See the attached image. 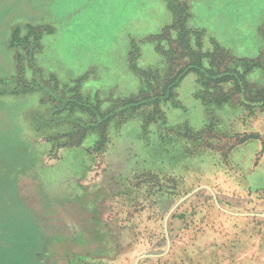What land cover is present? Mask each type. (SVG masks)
Masks as SVG:
<instances>
[{
	"label": "rangeland",
	"instance_id": "374dc122",
	"mask_svg": "<svg viewBox=\"0 0 264 264\" xmlns=\"http://www.w3.org/2000/svg\"><path fill=\"white\" fill-rule=\"evenodd\" d=\"M177 3L202 52L228 53L219 71L260 69L200 90L220 106L189 73L175 107L125 110L144 84L132 63L163 75L160 50L173 70L186 60L174 31L150 39ZM262 53L264 0H0V264H194L204 220L244 229L264 264V101H250L264 98ZM97 108L114 115L101 141Z\"/></svg>",
	"mask_w": 264,
	"mask_h": 264
},
{
	"label": "trees",
	"instance_id": "16d2710c",
	"mask_svg": "<svg viewBox=\"0 0 264 264\" xmlns=\"http://www.w3.org/2000/svg\"><path fill=\"white\" fill-rule=\"evenodd\" d=\"M175 4V3H174ZM170 10L172 12V14L174 15V22L172 25L166 27L164 30H162V32L158 35H156V37H151L150 39H152L153 42H155L157 44V48H160V42H166V39L163 38V35L166 33H171L172 31H174L176 33V38H175V42L177 47H180V51L182 52V56L186 59L183 62V65L181 67H179L176 70L171 69V67H169V62L171 60V57H169V53H167V51H163L160 50L163 54L164 57L166 58V63H165V68L164 71L167 70V72H164V74H161V71H153V72H142L139 71L138 69H136L137 67L132 63L131 67L133 68L134 71L139 72V74L141 75L142 79H143V89L140 92L138 97H132V98H127L123 100V108L125 110H130L131 112H136L140 109H142V107H146V106H159L161 103H167L170 102L172 104V101L176 100V94H175V89L179 86V84L181 83V81L189 74V73H194L196 75V80H197V86L200 87L197 89L196 91V98L200 99L204 105H215V106H220L222 104L227 103L228 99L226 100H219V99H206L205 96H198L199 92L201 89L205 88L208 86V83L212 82L215 86L219 85L223 82H228L233 80L235 86H239V81L241 82V85L244 86L245 84V80L244 77L246 75H248L249 73L260 69L258 68L253 60H245V59H241L239 60V62H245V63H249V67L245 70V73L242 74H235V76H228L226 74L227 69H225L223 72L219 71L220 66H222L223 61L220 60V57H222V59L224 58V56H228V53L225 52L219 44H217L216 41H212L211 45H212V51L210 52H202V37H203V33L200 31H191L189 29H187L185 27V20H187V18L189 17L188 15V7L184 4L182 5V3H177L175 6L174 5H170ZM183 8V9H182ZM182 10V11H181ZM183 15V17H181ZM17 33V31H16ZM15 33V35H16ZM22 40V38H20V41ZM19 41V40H17ZM19 43V42H18ZM193 44V45H192ZM171 55V54H170ZM185 55V56H184ZM264 55L263 53L260 55L262 56ZM136 54H135V50L133 49V51H131L129 53V58H135ZM231 60H233V58L230 57ZM204 60H206L208 65L207 67H205V65H203ZM229 70V69H228ZM161 75V76H160ZM160 76V77H159ZM157 79L159 80V82L157 83V87L155 89V91L152 90L151 86L152 84H154V80ZM251 103H260L264 101L263 99H256V98H251L250 99ZM264 104V103H263ZM173 105V104H172ZM174 107L176 105H173ZM91 113L93 115L99 116L102 120L101 124V131L99 133V138L100 141L104 138H108V134H107V125L110 122L112 116H114L112 113H103L99 110V108H97L96 110L90 109ZM115 109H112V111ZM94 112V113H93ZM211 126V124L205 129L208 130L209 127ZM210 130V129H209ZM106 136V137H105ZM102 138V139H101ZM254 139L250 136H244L242 139H240L239 141L237 140L235 142V144L233 146H231L229 148L230 151H232L234 148L238 147L240 148L242 145L245 144V142ZM206 148L210 149L209 146H205ZM191 173V172H190ZM189 173V174H190ZM206 191V190H204ZM211 223L210 220H204V221H199L198 224L200 225V227L202 226V229L200 228V230L198 232H196V236L194 238H189L188 242L190 245V248H193V250L195 251L194 254V264H200V262H202V255L206 252L205 251V247L207 245H196V241L200 238V237H205V235H210V234H219L220 236H223V234H221V232L215 228L212 229V227L208 226ZM228 226V225H226ZM226 229L228 230L226 232V234H230V233H234V235L237 237H242L241 234L243 235V237L246 238V240H249L250 242L253 243V241H251V239L249 237H246L244 235V229L235 232L234 228L232 230V228H230L229 226L226 227ZM225 234V235H226ZM110 251L108 252V254L112 255L114 254L113 251H111V249H113V247H109ZM124 248H126L124 246ZM115 249V248H114ZM113 252V253H111Z\"/></svg>",
	"mask_w": 264,
	"mask_h": 264
},
{
	"label": "crops",
	"instance_id": "0c3cea01",
	"mask_svg": "<svg viewBox=\"0 0 264 264\" xmlns=\"http://www.w3.org/2000/svg\"><path fill=\"white\" fill-rule=\"evenodd\" d=\"M112 125L111 122L107 125L109 137ZM195 244L198 246L207 245L200 264H259L255 257L251 258L254 254L253 244L243 236L236 237L234 233L223 236L219 234L205 235V237H200Z\"/></svg>",
	"mask_w": 264,
	"mask_h": 264
},
{
	"label": "water",
	"instance_id": "95a60500",
	"mask_svg": "<svg viewBox=\"0 0 264 264\" xmlns=\"http://www.w3.org/2000/svg\"><path fill=\"white\" fill-rule=\"evenodd\" d=\"M196 190H198V189H196ZM196 190H195V191H196ZM184 199H185V198L180 199V200L178 201V203L176 204V206H177L178 204H180ZM174 208H175V207H174ZM235 215H236V214H235ZM252 216H254V214H252ZM262 216H264V215H262ZM167 246L169 247V241L167 242ZM146 257H149V255H141L140 257L137 258L135 264H137L138 260H140L141 258H146Z\"/></svg>",
	"mask_w": 264,
	"mask_h": 264
}]
</instances>
